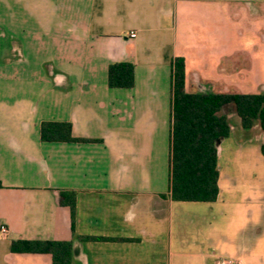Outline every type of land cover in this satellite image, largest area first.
Wrapping results in <instances>:
<instances>
[{
    "label": "crops",
    "instance_id": "1",
    "mask_svg": "<svg viewBox=\"0 0 264 264\" xmlns=\"http://www.w3.org/2000/svg\"><path fill=\"white\" fill-rule=\"evenodd\" d=\"M263 53L264 0H0V264H51L16 240L71 242L72 264H264L258 123L226 115L214 202L169 198L172 60L188 94L259 95ZM125 62L133 88L110 89ZM45 122L88 142L44 143Z\"/></svg>",
    "mask_w": 264,
    "mask_h": 264
},
{
    "label": "trees",
    "instance_id": "2",
    "mask_svg": "<svg viewBox=\"0 0 264 264\" xmlns=\"http://www.w3.org/2000/svg\"><path fill=\"white\" fill-rule=\"evenodd\" d=\"M172 105L170 128L169 198L175 202H214L218 195L216 145L229 136L227 114L240 119L243 130L258 123L264 134V94H188L184 90V59L171 62ZM107 85L110 89L130 90L134 86V66L131 63L109 65ZM40 140L44 143H84L72 136L68 123H42ZM264 156V143L260 147ZM59 203L75 210V194L62 192ZM73 227V226H72ZM73 229V228H72ZM81 241H107L83 237ZM10 252L19 255H46L51 264H72L71 242L54 240H16Z\"/></svg>",
    "mask_w": 264,
    "mask_h": 264
},
{
    "label": "rangeland",
    "instance_id": "3",
    "mask_svg": "<svg viewBox=\"0 0 264 264\" xmlns=\"http://www.w3.org/2000/svg\"><path fill=\"white\" fill-rule=\"evenodd\" d=\"M250 26L256 27L257 26L256 22L253 23L252 25L250 24ZM193 30H194V36H192V38L194 39V42L198 47L201 45L207 46L211 43L212 35H209L208 29H203L201 28V26H196V27H193ZM242 31L245 32L244 29H242ZM249 38H250L249 39L250 41H253V40L260 41V39H255V37H253V34H249ZM190 53L194 54L195 56L197 55V52L193 50L190 51ZM263 59H264V53H263ZM233 90H235V88Z\"/></svg>",
    "mask_w": 264,
    "mask_h": 264
},
{
    "label": "built area",
    "instance_id": "4",
    "mask_svg": "<svg viewBox=\"0 0 264 264\" xmlns=\"http://www.w3.org/2000/svg\"><path fill=\"white\" fill-rule=\"evenodd\" d=\"M129 36H130V38H134L135 34L130 33ZM7 233H8V230L6 229V227L1 226L0 227V234L2 235V237H6ZM225 264H241V263L233 261V260H227V261H225Z\"/></svg>",
    "mask_w": 264,
    "mask_h": 264
},
{
    "label": "water",
    "instance_id": "5",
    "mask_svg": "<svg viewBox=\"0 0 264 264\" xmlns=\"http://www.w3.org/2000/svg\"><path fill=\"white\" fill-rule=\"evenodd\" d=\"M217 145H218V143H217ZM217 145H216V147H217Z\"/></svg>",
    "mask_w": 264,
    "mask_h": 264
}]
</instances>
